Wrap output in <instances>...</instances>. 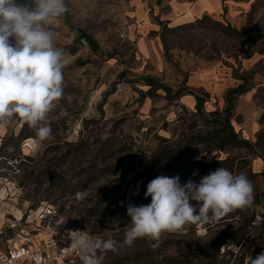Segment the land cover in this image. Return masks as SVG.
Wrapping results in <instances>:
<instances>
[{
    "label": "rangeland",
    "instance_id": "1",
    "mask_svg": "<svg viewBox=\"0 0 264 264\" xmlns=\"http://www.w3.org/2000/svg\"><path fill=\"white\" fill-rule=\"evenodd\" d=\"M140 1L66 0L67 11L48 25L67 60L64 95L47 117L49 141L39 142L27 124L31 135L18 139L20 119L3 125L4 239L38 244L54 258L56 243L71 246L74 232L86 231L121 242L115 252L98 253L102 264H247L249 255L264 252V0H228L233 5L218 16L172 27L150 9L156 31L137 15ZM70 26L89 34L96 49ZM149 43L156 48L143 51ZM203 66L225 88L214 95L216 115L206 106L198 113L173 102ZM145 78L155 82L148 85ZM241 84L238 94H230ZM229 94L230 124L241 140L236 144L223 141L220 112ZM220 167L246 174L254 186L251 206L165 233L155 247L148 239L122 244L131 221L127 207L151 202L145 192L152 179L178 176L181 184L198 183ZM78 192L87 196L78 200ZM50 232L56 234L51 242ZM55 264L82 262L77 254Z\"/></svg>",
    "mask_w": 264,
    "mask_h": 264
},
{
    "label": "clouds",
    "instance_id": "2",
    "mask_svg": "<svg viewBox=\"0 0 264 264\" xmlns=\"http://www.w3.org/2000/svg\"><path fill=\"white\" fill-rule=\"evenodd\" d=\"M67 11L66 0H0V126L16 119L35 129L39 142L53 138L48 114L64 95L65 52L54 43L48 25ZM11 38V39H10ZM196 175V173H193ZM254 186L246 174H233L220 167L184 184L180 178L159 175L145 192L147 205L129 204L131 218L122 244L132 246L137 239L155 241L165 233H176L187 224L220 220L236 209L253 203ZM87 192L76 193L83 200ZM193 202L199 205L197 208ZM71 246L82 264H102L98 253L117 251L121 242L75 231ZM247 264H264V252Z\"/></svg>",
    "mask_w": 264,
    "mask_h": 264
},
{
    "label": "crops",
    "instance_id": "3",
    "mask_svg": "<svg viewBox=\"0 0 264 264\" xmlns=\"http://www.w3.org/2000/svg\"><path fill=\"white\" fill-rule=\"evenodd\" d=\"M226 5H233V3H229L228 0H142L137 7V15L143 17L145 25L148 24L149 27L154 28L153 31H156L157 25H153L149 21L147 11L150 9L164 25L172 27L191 22L203 15L218 16ZM154 44L143 45L141 49L145 51L147 47V50L151 51L154 47L156 48ZM219 79L211 67L203 66L200 72L188 76L185 90L179 91L181 93L173 102L180 107V110L193 111L196 104L195 95L198 94L196 92H203L208 97L205 99L203 107L206 106V109H209L206 111L209 113L215 106L214 95L224 92L225 89ZM189 92H194V94ZM0 129H2L0 134L5 132L3 126H0Z\"/></svg>",
    "mask_w": 264,
    "mask_h": 264
},
{
    "label": "built area",
    "instance_id": "4",
    "mask_svg": "<svg viewBox=\"0 0 264 264\" xmlns=\"http://www.w3.org/2000/svg\"><path fill=\"white\" fill-rule=\"evenodd\" d=\"M48 210L46 212L48 214ZM43 215L41 216V218ZM50 242L56 237L54 232L47 233ZM11 240L4 239V234L0 229V264H55V260L64 262L71 256H75L78 250L71 247L70 244L56 243V253L52 258L41 246H35L33 243L28 246L25 244H17L10 242Z\"/></svg>",
    "mask_w": 264,
    "mask_h": 264
},
{
    "label": "trees",
    "instance_id": "5",
    "mask_svg": "<svg viewBox=\"0 0 264 264\" xmlns=\"http://www.w3.org/2000/svg\"><path fill=\"white\" fill-rule=\"evenodd\" d=\"M20 3H29V1L27 0H19ZM71 27V30L73 31V33L75 34H78L79 37L83 38L84 40L87 41V43L93 47V50L96 49V44L94 43V41L92 40L91 36L89 34H87L83 29L81 28H77V27H74V26H70ZM145 82L146 84L148 85H151L153 84L155 81L151 78H145ZM160 87H164L166 89L165 86H160ZM243 88V85H239L237 86L235 89H233L230 94H238V92ZM180 90H178L177 92H179ZM229 94V95H230ZM227 95L226 98H225V107L224 109L222 110V113L223 114V128L224 130L226 129L227 130V134L224 136L223 138V141L224 142H228V143H231V144H236V143H239L241 142V140H239L236 136V134L234 133L233 131V128L230 124V118L232 117L233 113H232V108H233V99L231 98V95L229 96ZM195 100H196V104H195V110L198 112V113H201V106H203V103L205 100L201 99L198 95H195ZM210 114L212 115H216V114H219V112L217 110H214L212 112H209ZM26 123L23 122L22 126H21V129L18 133V136L17 138L20 139L22 137H26L28 135H31L30 133L26 132ZM217 136V134H216ZM222 141V146H220V148H222L225 143ZM230 141V142H229ZM245 142V141H243ZM1 147H3V144L1 145ZM20 163L22 161H19Z\"/></svg>",
    "mask_w": 264,
    "mask_h": 264
}]
</instances>
